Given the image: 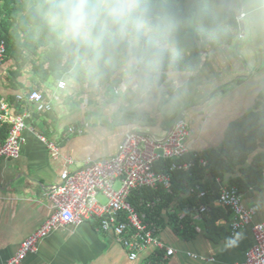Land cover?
Instances as JSON below:
<instances>
[{
    "label": "crops",
    "instance_id": "crops-1",
    "mask_svg": "<svg viewBox=\"0 0 264 264\" xmlns=\"http://www.w3.org/2000/svg\"><path fill=\"white\" fill-rule=\"evenodd\" d=\"M233 12L238 30L233 32L231 44L207 45L202 64L190 72L168 70L149 75L137 57L133 72L121 59L122 67L102 82L76 75L74 69L60 77L50 74L44 63L49 48L38 55L25 52L19 56L14 51L12 57L5 53L0 62V93L12 113L28 112L30 117L19 157L0 160V264H6L20 244L51 218L54 210L48 193L60 184L63 172L78 171L88 160L114 157L130 134L163 141L179 118L186 124L189 155L203 158L221 149L229 128L254 111L264 89V0H241ZM87 65V61L77 64ZM60 81L65 82L64 89L59 87ZM34 90L51 103V111L38 114L32 106L17 102L18 95ZM9 131L10 124L0 120V147ZM259 155L261 167L255 170L262 171L263 182L244 197L245 206L257 208V213L252 224L234 236L232 218L224 217L226 211L217 201L215 213L208 209V217L204 216L206 223L194 210L189 230L171 221L174 203L169 212L163 211V220H156L161 226L155 229L158 239L176 251L171 257L147 245L132 260L122 240L113 231H103L100 218H92L53 231L19 264H240L254 246V226L264 224V150L253 154L245 166L224 174L222 180L208 176L204 182V193L220 196L232 180L242 178L244 169L253 167ZM117 184L121 188V182L114 184L119 188ZM193 187L187 189V195ZM96 201L101 206L108 202L101 192ZM184 216L179 214L180 219Z\"/></svg>",
    "mask_w": 264,
    "mask_h": 264
},
{
    "label": "trees",
    "instance_id": "trees-1",
    "mask_svg": "<svg viewBox=\"0 0 264 264\" xmlns=\"http://www.w3.org/2000/svg\"><path fill=\"white\" fill-rule=\"evenodd\" d=\"M241 0H145L146 6L154 16L161 13L168 14L173 22L174 28L169 40L164 44V54L156 62L152 55L151 46L148 43L140 45L137 50V57L149 75H157L159 72L177 70L183 72L194 71L202 64L201 54L207 45L231 44L234 38L233 32H237L238 24L234 12ZM30 0H0V42H5V53L15 57L14 51L19 56L28 52L38 55L39 51L45 48L50 53L45 57L44 63H48L50 74L57 77L74 69L76 75H82L90 80L108 81L122 67L121 59L114 60L103 66L78 67L77 64L87 61L79 53L72 52L59 47L46 34L39 31L30 17ZM232 31V32H231ZM150 38V34H149ZM83 69H86L84 71ZM226 141L221 149L207 153L203 158L197 155H189L182 160L191 164L186 172H174L170 176L169 192L159 188L157 191L141 189L132 192L129 197L130 204L135 211L144 216L143 222L148 229L156 234L158 221L164 210L169 212L170 206L176 203V212L170 216L176 226H182L189 230L195 209L201 206L207 207L215 213L213 204L219 199L215 195L209 197L204 193L206 178L222 180L223 175L231 172L237 166H245L247 160L259 150H264V89L251 112L245 121L232 125L226 136ZM261 155L254 158L253 167L244 169L242 178L231 181V188L238 190L239 194L245 197V192L258 189L263 182L262 171L257 172L255 168L261 167L258 162ZM204 161L202 166L199 162ZM170 162H158L153 166L155 173H162L169 167ZM193 187L187 195L186 191ZM201 194L205 196L201 197ZM181 198V199H180ZM177 199H180L178 202ZM148 202L154 205L151 208ZM223 212L222 210H220ZM225 218H232L230 211L225 210ZM184 214L180 219L179 214ZM208 217V216H207ZM145 219V220H144ZM156 220H158L156 222ZM206 223L207 220L205 219ZM214 226V222L209 224ZM157 235V234H156Z\"/></svg>",
    "mask_w": 264,
    "mask_h": 264
},
{
    "label": "built area",
    "instance_id": "built-area-1",
    "mask_svg": "<svg viewBox=\"0 0 264 264\" xmlns=\"http://www.w3.org/2000/svg\"><path fill=\"white\" fill-rule=\"evenodd\" d=\"M241 17L240 19H242ZM5 43L0 42V62L5 55ZM264 60V52L262 55ZM59 87L64 89L66 84L60 81ZM118 91H121L118 89ZM19 104L29 105L38 114L52 110V105L45 100L40 91H32L26 95H18ZM0 120L10 124L9 136L0 147V160L3 158H18L22 143L23 132L27 128L28 112L19 114L11 111L6 99L0 93ZM74 133V129H69ZM82 133L79 132V134ZM187 138L186 124L177 119L166 139L151 140L140 134H130L119 148L118 153L107 160H88L78 171H65L61 175L60 184L48 193L53 205V215L42 224L37 232L24 240L17 253L6 264H19L28 254L37 250L40 240L53 231L68 225H79L92 218H100L103 231H113L123 242L124 247L131 251V259L138 257L142 247L151 245L165 251L167 257L175 254L173 248L166 247L153 230L143 222L134 207L129 202L132 192L141 189L157 191L163 188L168 191L170 176L174 172H186L191 164L182 160L187 156L185 145ZM50 148L55 150L50 144ZM160 152V154H157ZM170 162L169 167L162 173H155L153 166L158 162ZM202 166L204 161L199 162ZM120 181L121 188L116 190L114 184ZM102 193L108 200L106 206L97 203L96 197ZM201 197L205 194H201ZM219 206L233 215L231 235L234 236L250 226L257 213V208H248L244 199L235 188L223 189L217 200ZM150 207V204H148ZM198 217L207 212L205 206L195 209ZM254 246L245 255L240 264H264V224L254 226ZM192 257H197L192 255Z\"/></svg>",
    "mask_w": 264,
    "mask_h": 264
},
{
    "label": "clouds",
    "instance_id": "clouds-1",
    "mask_svg": "<svg viewBox=\"0 0 264 264\" xmlns=\"http://www.w3.org/2000/svg\"><path fill=\"white\" fill-rule=\"evenodd\" d=\"M30 4L35 27L59 47L81 54L96 67L122 59L130 73L140 45L148 43L158 62L174 28L168 14L154 16L145 0H30Z\"/></svg>",
    "mask_w": 264,
    "mask_h": 264
},
{
    "label": "rangeland",
    "instance_id": "rangeland-1",
    "mask_svg": "<svg viewBox=\"0 0 264 264\" xmlns=\"http://www.w3.org/2000/svg\"><path fill=\"white\" fill-rule=\"evenodd\" d=\"M117 187H119V184H117ZM114 188H115L116 190H118L120 187H119V188H116V187L114 186Z\"/></svg>",
    "mask_w": 264,
    "mask_h": 264
},
{
    "label": "water",
    "instance_id": "water-1",
    "mask_svg": "<svg viewBox=\"0 0 264 264\" xmlns=\"http://www.w3.org/2000/svg\"><path fill=\"white\" fill-rule=\"evenodd\" d=\"M240 20V19H239ZM171 131V130H170Z\"/></svg>",
    "mask_w": 264,
    "mask_h": 264
}]
</instances>
